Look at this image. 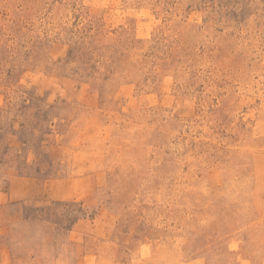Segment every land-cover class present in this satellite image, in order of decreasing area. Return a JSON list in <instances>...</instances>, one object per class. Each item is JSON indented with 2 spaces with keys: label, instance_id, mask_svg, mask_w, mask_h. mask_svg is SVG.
I'll list each match as a JSON object with an SVG mask.
<instances>
[{
  "label": "rangeland",
  "instance_id": "rangeland-1",
  "mask_svg": "<svg viewBox=\"0 0 264 264\" xmlns=\"http://www.w3.org/2000/svg\"><path fill=\"white\" fill-rule=\"evenodd\" d=\"M0 264H264V0H0Z\"/></svg>",
  "mask_w": 264,
  "mask_h": 264
}]
</instances>
